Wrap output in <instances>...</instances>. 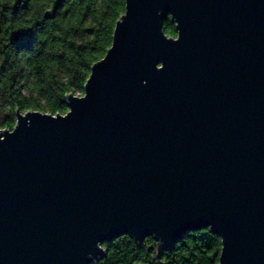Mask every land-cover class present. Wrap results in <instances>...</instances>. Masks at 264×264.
<instances>
[{"label": "water", "instance_id": "1", "mask_svg": "<svg viewBox=\"0 0 264 264\" xmlns=\"http://www.w3.org/2000/svg\"><path fill=\"white\" fill-rule=\"evenodd\" d=\"M84 90L0 130V264L202 229L218 264H264V0H126Z\"/></svg>", "mask_w": 264, "mask_h": 264}, {"label": "trees", "instance_id": "2", "mask_svg": "<svg viewBox=\"0 0 264 264\" xmlns=\"http://www.w3.org/2000/svg\"><path fill=\"white\" fill-rule=\"evenodd\" d=\"M125 11L126 0H0V129L14 128L17 111L65 115L66 96L84 95ZM164 30L177 36L170 17ZM158 245L120 237L97 264H218L222 250L210 229L185 233L172 250Z\"/></svg>", "mask_w": 264, "mask_h": 264}, {"label": "rangeland", "instance_id": "3", "mask_svg": "<svg viewBox=\"0 0 264 264\" xmlns=\"http://www.w3.org/2000/svg\"><path fill=\"white\" fill-rule=\"evenodd\" d=\"M0 130H2V129H0ZM160 247H162V244L161 243H159V245L157 246V248L156 249H160Z\"/></svg>", "mask_w": 264, "mask_h": 264}]
</instances>
